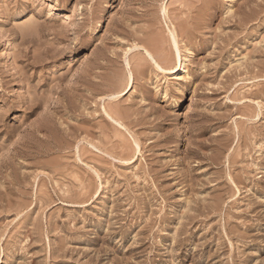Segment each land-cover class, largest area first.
<instances>
[{
  "label": "rangeland",
  "instance_id": "rangeland-1",
  "mask_svg": "<svg viewBox=\"0 0 264 264\" xmlns=\"http://www.w3.org/2000/svg\"><path fill=\"white\" fill-rule=\"evenodd\" d=\"M0 264H264V0H0Z\"/></svg>",
  "mask_w": 264,
  "mask_h": 264
},
{
  "label": "bare ground",
  "instance_id": "bare-ground-1",
  "mask_svg": "<svg viewBox=\"0 0 264 264\" xmlns=\"http://www.w3.org/2000/svg\"><path fill=\"white\" fill-rule=\"evenodd\" d=\"M147 53H149V52H147ZM150 56H151V53H150ZM179 59H180V57H178V62H179ZM180 60H182V59H180ZM186 61V60H185ZM184 66H185V63H181V65L179 66V68L176 70V69H174V71L171 73V75L174 77V78H177V77H179L178 75H179V73H181L182 71H185L184 70ZM177 68V67H176ZM173 78V79H174ZM133 87H134V82L132 81V79H131V81H130V83H129V86H128V89H127V91H128V93L129 92H131L132 90H133Z\"/></svg>",
  "mask_w": 264,
  "mask_h": 264
}]
</instances>
